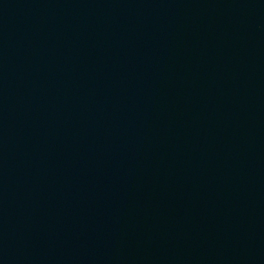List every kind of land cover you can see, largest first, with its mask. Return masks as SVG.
<instances>
[{"label":"water","instance_id":"1","mask_svg":"<svg viewBox=\"0 0 264 264\" xmlns=\"http://www.w3.org/2000/svg\"><path fill=\"white\" fill-rule=\"evenodd\" d=\"M0 264H264V0H0Z\"/></svg>","mask_w":264,"mask_h":264}]
</instances>
